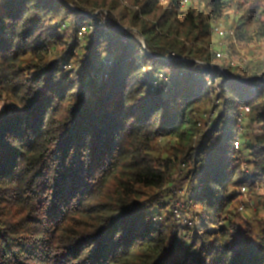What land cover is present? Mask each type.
<instances>
[{
	"label": "trees",
	"instance_id": "obj_1",
	"mask_svg": "<svg viewBox=\"0 0 264 264\" xmlns=\"http://www.w3.org/2000/svg\"><path fill=\"white\" fill-rule=\"evenodd\" d=\"M162 1L0 0V264H264V0Z\"/></svg>",
	"mask_w": 264,
	"mask_h": 264
},
{
	"label": "rangeland",
	"instance_id": "obj_2",
	"mask_svg": "<svg viewBox=\"0 0 264 264\" xmlns=\"http://www.w3.org/2000/svg\"><path fill=\"white\" fill-rule=\"evenodd\" d=\"M103 1V0H102ZM108 4H113L116 6V11L115 15L117 19L121 21L122 24H119L118 27H124V28H129L125 27L123 23H128L130 18H131V12L135 9H137L136 4L134 3L135 0H106ZM195 0H190L191 2H194ZM196 3V2H194ZM162 4L165 5L167 4L166 0L162 1ZM181 6L184 10L188 8V5L181 0ZM225 31V30H224ZM214 38V44L216 45V49L222 50V48L225 47L221 52L223 55H226L228 52V56L232 57L234 56L233 59V66H234V71H241V59H239V56L244 57V58H249L250 54L248 55V50H254V49H259V53L263 54L264 53V42L262 44H240L237 41L231 42V45H233V48H229V44L227 43V40H220V38ZM142 41V37L140 38ZM223 44V45H222ZM239 54V56H237ZM6 108H10V104L7 101H1L0 102V111L6 110ZM248 113H244L243 115H240L239 117V123H242L244 118L246 117ZM209 119V114L205 115L203 117V120L207 122ZM254 131V129H248L246 134L251 135V133ZM171 145L169 140H160V147L161 150H165L167 147ZM244 145V140L241 138L240 139V148H243ZM184 165H180L178 168L179 171L175 175V178H178V176L185 171ZM242 189V188H241ZM241 189L238 191L240 193L239 195V201L236 204L237 206V213L242 216L246 221L252 223V224H258L260 222L264 221V187L258 185L255 189L249 191L247 190L245 193H241ZM175 193L180 194L181 200L177 202H173L176 206L177 209L179 210H187L188 207L187 204L185 203V199L183 198L184 191H180L179 189H176ZM191 218V217H190ZM195 226H197L198 229L204 230L206 228L205 224L203 222L197 221L194 223ZM217 227H215L216 229Z\"/></svg>",
	"mask_w": 264,
	"mask_h": 264
},
{
	"label": "built area",
	"instance_id": "obj_3",
	"mask_svg": "<svg viewBox=\"0 0 264 264\" xmlns=\"http://www.w3.org/2000/svg\"><path fill=\"white\" fill-rule=\"evenodd\" d=\"M216 33L220 36H223L224 35V30H222L221 28H217L216 29ZM242 111H241V115H243L244 113H249L250 112V109H248L247 107H242L241 108ZM240 147V141L237 140V142L235 143V148H239ZM247 191L246 187H243L241 189V193H245Z\"/></svg>",
	"mask_w": 264,
	"mask_h": 264
},
{
	"label": "water",
	"instance_id": "obj_4",
	"mask_svg": "<svg viewBox=\"0 0 264 264\" xmlns=\"http://www.w3.org/2000/svg\"><path fill=\"white\" fill-rule=\"evenodd\" d=\"M116 30L117 31L119 30V31L129 32L131 29L130 28H124V27H118V28H116ZM133 30H135L137 32L136 29H133ZM142 43H143L144 47L146 48L147 40H145L144 37H142Z\"/></svg>",
	"mask_w": 264,
	"mask_h": 264
}]
</instances>
